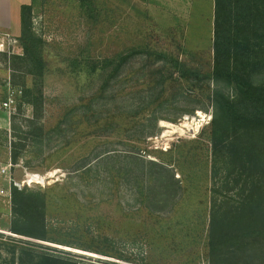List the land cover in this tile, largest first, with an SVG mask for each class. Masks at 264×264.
I'll use <instances>...</instances> for the list:
<instances>
[{
    "label": "rangeland",
    "instance_id": "obj_1",
    "mask_svg": "<svg viewBox=\"0 0 264 264\" xmlns=\"http://www.w3.org/2000/svg\"><path fill=\"white\" fill-rule=\"evenodd\" d=\"M161 2L32 0L26 24L46 43L50 71L36 79L17 51L0 54V264L13 250L77 264H210L215 191L225 180L227 195L240 189L236 172L212 178L210 123L215 94L237 93L211 77L213 0H195L189 14ZM64 59L110 66L78 75ZM175 61L200 76L182 78ZM26 87L37 89L38 115L20 101ZM185 122L180 133L164 126ZM13 188L43 201L48 240L12 232Z\"/></svg>",
    "mask_w": 264,
    "mask_h": 264
},
{
    "label": "trees",
    "instance_id": "obj_2",
    "mask_svg": "<svg viewBox=\"0 0 264 264\" xmlns=\"http://www.w3.org/2000/svg\"><path fill=\"white\" fill-rule=\"evenodd\" d=\"M30 6L21 11V29L14 35L22 50L15 63L25 61L29 74L43 79L50 71L46 43L26 24ZM72 73L88 76L108 71L106 66L77 63L70 59ZM174 67L182 78L199 77L179 61ZM17 70V69H16ZM15 72V71H14ZM261 76L255 84L253 78ZM211 77L235 88L234 99L216 93L218 112L210 123L212 178L224 169L235 173L238 198L227 195L228 180L210 211L208 250L210 264H264V0H214L213 70ZM36 88H22L20 101L39 113ZM6 100V99H5ZM21 106V105H20ZM13 120H12V128ZM14 162L17 156L13 157ZM150 169L164 165L149 162ZM170 173V172H167ZM170 180L173 177L170 176ZM14 225L12 232L28 238L48 240L45 204L22 190H11ZM10 264H77L51 253L13 250Z\"/></svg>",
    "mask_w": 264,
    "mask_h": 264
},
{
    "label": "crops",
    "instance_id": "obj_3",
    "mask_svg": "<svg viewBox=\"0 0 264 264\" xmlns=\"http://www.w3.org/2000/svg\"><path fill=\"white\" fill-rule=\"evenodd\" d=\"M161 4L166 6L168 12L171 7L175 9L182 8L183 13L189 14L190 9L194 5L195 0H161ZM180 2V3H179ZM32 0H0V32L11 33L14 24L13 22L19 18L20 9L22 11L23 6H29ZM213 10H214V0H213ZM176 11V10H175ZM21 21V15H20ZM13 35V34H12ZM6 123V124H5ZM8 125L7 120L1 125Z\"/></svg>",
    "mask_w": 264,
    "mask_h": 264
},
{
    "label": "built area",
    "instance_id": "obj_4",
    "mask_svg": "<svg viewBox=\"0 0 264 264\" xmlns=\"http://www.w3.org/2000/svg\"><path fill=\"white\" fill-rule=\"evenodd\" d=\"M16 51L17 54L21 55L20 53L22 52V50L20 48L18 39L10 33L0 32V54L11 56L15 54ZM13 91L11 90V88H9L8 96L2 103V108L8 110L9 112L15 110L16 108V97L14 96ZM18 94L21 95V90H18Z\"/></svg>",
    "mask_w": 264,
    "mask_h": 264
},
{
    "label": "bare ground",
    "instance_id": "obj_5",
    "mask_svg": "<svg viewBox=\"0 0 264 264\" xmlns=\"http://www.w3.org/2000/svg\"><path fill=\"white\" fill-rule=\"evenodd\" d=\"M187 122H185L184 124H182L181 126H174V125H164L165 126V128H168V129H170V130H172L173 131V133H176V132H183L182 131V129L183 128H185V127H187ZM186 129V128H185ZM192 129V128H191ZM192 131H193V129H192ZM30 182L32 183V182H39V180H40V178L38 177V176H36V175H31L30 177ZM28 178V179H29Z\"/></svg>",
    "mask_w": 264,
    "mask_h": 264
}]
</instances>
